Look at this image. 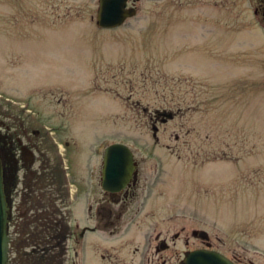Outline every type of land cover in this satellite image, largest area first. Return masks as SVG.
I'll use <instances>...</instances> for the list:
<instances>
[{
  "label": "rangeland",
  "instance_id": "rangeland-1",
  "mask_svg": "<svg viewBox=\"0 0 264 264\" xmlns=\"http://www.w3.org/2000/svg\"><path fill=\"white\" fill-rule=\"evenodd\" d=\"M99 2L0 0L1 119L47 136L37 172L21 165L12 190L11 248L38 244L47 252L21 256L52 264L62 242L64 264L74 249L93 264L166 240L160 253L178 260L206 247L194 234L206 230L212 248L233 243L262 264L263 2L130 0L137 15L115 28L98 24ZM115 141L134 148L141 177L110 217L98 207L104 145ZM85 226L98 230L81 236Z\"/></svg>",
  "mask_w": 264,
  "mask_h": 264
},
{
  "label": "flooded vegetation",
  "instance_id": "flooded-vegetation-1",
  "mask_svg": "<svg viewBox=\"0 0 264 264\" xmlns=\"http://www.w3.org/2000/svg\"><path fill=\"white\" fill-rule=\"evenodd\" d=\"M10 41L12 42V38L10 39ZM32 118L35 120L38 117L33 116ZM10 119L12 118L5 116V119L2 120L0 114V155L3 161L4 175L5 181L7 183V188L10 193V196H12V190L15 186L16 180H18V173L23 167L29 170L28 173H30L31 176L32 174L34 175L37 172L32 168L33 164H35L37 160L34 151L41 150V146H44V139H47V136L40 129H31L30 122L29 124H27V122L23 120H19L18 122L15 120L13 125ZM18 153H20V156L18 155ZM21 165L23 166L22 168ZM138 167L139 166L137 164V174L131 180L128 186L123 190L118 192L103 190L105 193L104 200L102 203L99 204L98 207V211L100 212V214H109L110 217H112V214H116L117 212L119 214H122L124 212L121 209L123 208L125 210V207L130 204L133 196L137 194V189L140 188L139 180L141 176H139L140 169L138 170ZM29 188L30 187H28L27 189ZM111 203L116 204L118 207L112 208L111 206H109ZM91 207L92 206H90V208ZM114 209L117 211L115 212ZM138 210H141V208H138ZM82 232L81 235H83ZM195 234L199 235L198 232H195ZM160 235L161 234L158 235V240L160 239ZM213 246L214 244H212L210 241H206V248L221 251L222 253L226 254L235 264H258L255 260L251 258L250 251L249 255L245 254L248 250L245 247V253L241 254L237 250V248H235L233 243L229 249L231 253L222 251L221 249L212 248ZM37 247H39L38 244H34V246H31V244L29 245L28 242H19V244L16 245L15 250H13L14 247L10 249V259L8 264H44L43 257L39 256V254L35 255V259L31 256H29L28 259L24 256H21L20 252L22 250L31 253H45V248L42 247L38 249ZM170 247L171 246L166 240H161L160 242H158L157 245H155V242H152L150 244V248L147 250V254L132 257H125L122 254L117 253L111 254L110 249H107L106 251L110 254H101L100 256H95L99 259L94 261L93 264H137V262L139 264H182V262L186 258L187 251H185L184 256L178 260L172 257V255H162L160 253L161 251L169 250ZM28 248H30L31 251L28 250ZM261 248L264 249V243L261 244ZM154 250H156L155 253L149 254L150 251ZM14 252L15 255H17L16 259L18 257V260L15 261V263L12 262L13 258L15 257ZM65 256L66 255L52 256V264H64ZM78 258L81 259L78 261ZM90 258V255L88 256V254L86 253L83 255L79 254V251H77V249H74V254L70 257L69 264H85L87 259L88 262H90ZM261 258L264 259V250L262 251ZM262 264H264V260Z\"/></svg>",
  "mask_w": 264,
  "mask_h": 264
},
{
  "label": "water",
  "instance_id": "water-1",
  "mask_svg": "<svg viewBox=\"0 0 264 264\" xmlns=\"http://www.w3.org/2000/svg\"><path fill=\"white\" fill-rule=\"evenodd\" d=\"M137 1V0H136ZM98 23L105 28H113L123 24L129 17L137 14L136 7H128V0H100ZM167 118L174 116L173 112L162 113ZM165 118L164 121L167 119ZM135 154L125 143L116 142L105 150L103 168V187L117 192L125 188L136 173ZM3 161L0 155V264H8L11 236L9 221L12 213L11 200L8 197ZM204 239H209L207 231L199 232ZM182 264H235L225 254L204 248L188 251Z\"/></svg>",
  "mask_w": 264,
  "mask_h": 264
},
{
  "label": "trees",
  "instance_id": "trees-1",
  "mask_svg": "<svg viewBox=\"0 0 264 264\" xmlns=\"http://www.w3.org/2000/svg\"><path fill=\"white\" fill-rule=\"evenodd\" d=\"M61 239H63L64 241H65V236H64V238H61ZM61 242V241H60ZM60 242H58V244L60 245ZM61 244H62V242H61Z\"/></svg>",
  "mask_w": 264,
  "mask_h": 264
}]
</instances>
